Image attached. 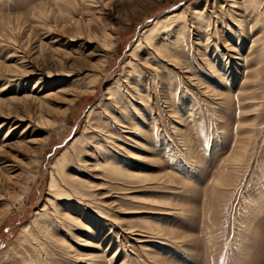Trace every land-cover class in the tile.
I'll return each mask as SVG.
<instances>
[{
  "label": "rangeland",
  "instance_id": "1",
  "mask_svg": "<svg viewBox=\"0 0 264 264\" xmlns=\"http://www.w3.org/2000/svg\"><path fill=\"white\" fill-rule=\"evenodd\" d=\"M55 1L61 3V0H0V15L7 25L6 29L0 25V263L20 264V256L24 255L19 247L22 227L35 218L43 203L51 210L49 199H56L48 190L55 158L66 149L70 157L74 153L71 144L83 147L84 135L98 137L99 128L113 131L118 136L114 139L116 146L107 140L102 142L128 161L132 175L154 178L162 172H176L168 153L172 147H180V143L168 124L172 119L167 112L171 105L164 102L162 87L156 92L151 88V97L152 114L158 115L155 118L164 127V137L159 125L154 123L152 127L149 119H141L139 111L131 107L130 117L141 129L150 130V134L126 128V118L118 109L120 104L113 103L105 92L118 75L123 81L122 64L140 32L156 18L179 12L188 22L181 36L182 54L221 97H233L237 102L232 107L217 106L216 98L212 103V98L201 95L199 85L186 79L189 74L184 73V68L180 69L185 77L183 83L173 78L167 103L180 105L184 93L187 96L184 101L192 94L199 106L196 117L189 122H195L193 128L183 122L189 118L185 108H181L182 121L172 122L188 140H193L199 154L189 165V181L166 184L178 201L171 198L170 202H163L164 194L153 192L158 187L153 180L142 184L102 176L92 166L91 157L80 148L78 158L86 161L76 163L72 157L66 172L90 175L94 192L98 193L96 201H100L110 217L94 215L88 207L82 210L75 199L69 203L56 199L61 209L80 215L85 227H73L75 236L71 243L91 262L71 264H136L146 262L149 257L156 264H264V53L258 56L264 44L258 45L262 30L245 15L244 0H93L95 8L90 16L81 14L72 4L71 18L58 14ZM228 8H234L243 17L242 31L225 15ZM196 9L204 10L216 21V38H210L206 57L213 63L217 58L215 73L207 69L206 61L194 50L199 45L200 49L205 48V35L198 30L192 14ZM41 12L44 17L39 16ZM104 32L109 46L103 41ZM13 50L17 52L13 54ZM17 55L23 56V60H16ZM19 61L24 66L18 68ZM142 68V85L147 87L151 70ZM173 69L177 73L179 68ZM161 72L157 76L164 79L165 73ZM92 74L97 80L93 89H89L87 81ZM74 79L77 81L73 82ZM131 81L135 85L133 78ZM134 85L123 90L127 91L124 99L135 100L130 96L135 94ZM242 98L245 101L240 108L238 100ZM100 100L109 111H104ZM138 108L145 107L138 105ZM113 114L125 123H113ZM26 123L31 128L24 130ZM221 128L234 134L223 135L218 132ZM214 130L219 133L216 138L212 135ZM246 134L248 156L233 167L232 154ZM161 140L168 144L166 148ZM118 147L126 149L123 152ZM218 174L221 180L216 182ZM144 185L154 187L146 189ZM151 192L158 195L156 203L130 201L131 196ZM145 209L146 213L141 212ZM140 213L153 215L164 236L147 231L135 221L129 223L131 217L141 216ZM241 220L249 224L244 226L247 235L239 226ZM129 224L137 229L131 234L119 228ZM171 230L184 241L182 248L166 240L165 234ZM209 230L212 240L208 238ZM61 233H65L63 229ZM234 233L243 240L232 243Z\"/></svg>",
  "mask_w": 264,
  "mask_h": 264
},
{
  "label": "bare ground",
  "instance_id": "2",
  "mask_svg": "<svg viewBox=\"0 0 264 264\" xmlns=\"http://www.w3.org/2000/svg\"><path fill=\"white\" fill-rule=\"evenodd\" d=\"M54 3L57 7L58 14L60 16L70 17V18L72 16V11L70 8L72 4H74L75 9L79 10V12L85 16H90L95 8L93 0H61V3L58 1H55ZM244 7L246 12L245 15L251 21H253L254 26L260 27L262 30L261 34H263V36L258 39V45L260 47L264 44V3L262 4L261 0H244ZM192 14L196 19V26L198 30L200 31V33H203L205 35V42L203 43V46L205 48L200 49V45L198 44L199 47L197 46V48H195L194 50L203 58V60L206 61L207 69L210 70L211 73H215V63L217 62V58L213 59L214 61L213 63L212 60H208L206 59V57H207V51L210 47L209 46L210 38H212V36L216 38V33H217V29L215 26L216 21L213 20V18L209 17L204 10L196 9L192 12ZM225 15H227L229 19L236 22L238 30L242 28L241 26L243 25L244 22L243 17H240L237 14L236 10H234V8L226 9ZM39 16L44 17L45 16L44 12H41ZM0 25L3 26L4 29H6L7 25H5V21L1 15H0ZM187 27H188V22L186 16L183 13L169 12L162 18H156L151 24V26L143 29L140 32L139 36L135 41V45L128 53L126 61L122 64L120 75L123 78V81L118 75L107 85L105 92L108 95V98L113 103L120 104L118 109L121 113H123V115L126 118L127 121V126H125L126 128H128L131 131L140 132L142 134L145 133L146 136L147 134H150V130L148 131L146 128L141 129V127L137 126L138 123L136 122V120L130 117L128 111L130 110L129 108L131 107L133 111H139V114H141V119L143 120L149 119V123L152 127H154L155 124L159 125V127H161L160 128L161 137H164L163 134L164 127L161 123H159V121L157 123V120L155 118L158 115L155 117L153 116L154 107L152 106L153 99L151 97L152 89L156 92L158 87H159L158 89L162 87L161 90H163L162 93L164 94L163 95L165 99L164 102L167 104V106L171 105V108L169 107V109L167 110L169 116L172 118L168 122V124L170 125V128L173 129V131L175 132V135L177 136V139L179 140L180 143V147L174 146L172 147L170 153H168V157L171 159V164L173 165L172 167L176 172H170V171L162 172L159 175L155 176L154 178L149 176L146 177L141 174L132 175L130 173V170L128 169L130 165L128 161L120 157L122 155H120V153H118L117 151L110 148L108 149L105 143L102 142L103 140H107V143L116 146L114 143V139L118 136L115 137L114 135L115 133H113V131L109 129L99 128L97 134L99 135L98 137L84 135L83 140H81L83 147L78 148L73 146V144H71L74 153L72 152V155H70V157L67 155L66 152H68V150L66 149L57 158H55V161L53 163V168L49 173L50 175L48 182V190L50 193L54 195L56 199L60 198V200H64L65 203H69L70 200L75 199L76 205L81 206L82 210H84V207H88L89 210H91L94 215L100 216V214L101 215L105 214L106 217H110L108 213L104 212L105 209L99 203L100 201L98 202L96 201L97 199L96 196L98 193L94 192L95 190L93 189L94 187L92 185V182L91 180H89L90 175L84 172L83 173L75 172L76 174L74 173L70 174L66 172V166L68 165L69 161H72L73 158H75L76 163L86 161L85 159H83V157L82 159L78 158V155L81 151L79 149L83 148L82 150L85 152V155L87 154L89 155V158L91 157L92 159L91 161H93L92 166L95 167L97 170H99L100 171L99 173L102 176L120 179L125 182H140L142 184L148 182L149 180H153L154 184L158 185V187H155V191L153 192H160L162 195L164 194V197L162 198L163 202L165 203L170 202L169 200L171 198L178 201L177 196L174 193H172L170 187H166L167 186L166 184L175 183V182L180 183L182 181L184 183L185 180L189 181L190 179L188 176L190 174L189 165L193 160L199 158V154L194 148L193 140L191 138H189L188 140V138L185 137V135L182 134L179 128L176 127V125L173 124L172 122L179 123L182 121L183 113L181 111V108H185L187 110V117L189 118L188 119L186 118L185 120H183V122L186 123L191 128H193L195 122L193 123H189V122H192L191 120L196 117V113L199 112L198 110L199 106L195 104L192 94L190 95L189 99H187V101H184V99L187 98L186 94L184 93L183 96L181 97L182 101L180 105H178L176 102L173 104L172 103L169 104L170 103L169 100L166 99L168 97H169L168 99H170L171 90L174 84L173 82L175 80L173 78L176 77L178 78L179 83L182 82L183 78L185 77H183V73L182 74L180 73V69L184 68L185 69L184 73L189 74L186 79L194 81L197 85H199L200 88H202L201 95L207 96L208 98H212L210 99L212 103H214V99L216 98L218 99L217 102H215L217 106H219L220 104L223 105L226 104L232 107L233 102H237V99L233 97H228V98L221 97L219 91L216 88H214V86H212V84H210L208 80L200 76L197 73L194 66L192 65V63L188 61V59H186V57L182 54V51L179 49L181 45L180 43L182 41L181 36L183 35ZM240 31H242V29ZM104 37L105 38H103V41L105 42V45L109 46L110 40L106 38L107 37L106 32H104ZM214 46L217 48L216 43L214 44ZM12 52L13 54H15L17 51L13 50ZM263 53H264V48H260L258 56H261ZM220 56L221 57L224 56L223 53ZM15 57H17L16 60L19 59L23 60V56L17 55ZM20 63L22 62L19 61V65ZM140 64L141 65L143 64L142 66L149 68V70H151L150 82H148L147 87H144L142 85L143 80L141 78L144 73V70L142 66H140ZM224 64L225 63L222 58L223 68H224ZM22 66L24 65L21 64L20 66H18V68ZM175 67L179 68L177 70V73L174 72L173 68ZM161 70L164 71L165 73L164 79H162V77L157 76L158 73L161 72ZM133 72L137 73V79L134 78ZM132 78L135 85L132 84L131 81ZM96 80H97V76L95 74L90 75L87 81V88L93 89ZM76 81H77L76 79L73 80V82ZM131 84L135 86L136 91L135 94L133 93L130 96H133V99L135 98V100L124 99L123 94L127 91L124 92L123 90H125L126 86L129 85L132 86ZM125 98H127L126 95ZM167 101L169 103H167ZM244 101L245 98L238 100L240 108L244 106ZM136 103L141 107L144 106L145 108L144 109L141 108L140 110V108H138V105L136 106ZM99 104L104 109V111L106 112L109 111L107 105L102 100H100ZM143 111H147L149 112V114L147 113L148 115H143L142 114ZM111 119L115 124L125 123L119 118V116L115 114L112 115ZM28 128L31 127L29 126L28 123H26L24 130H27ZM218 132H220L223 135L227 134V136H232L234 134V133L232 134V132L228 133L225 130V128H221ZM218 134L219 133H217V131L214 130L212 134L213 138L218 137ZM213 138H211L210 140L211 142H213L212 141ZM246 138H247V134L242 135V138L239 140V144L237 145L238 148L232 154L231 165L233 167L237 162L244 161L248 156V150L245 145ZM76 141L79 140L76 139ZM161 145H163L166 148L168 144L165 141L161 140ZM88 146L89 148H91L90 150L87 149ZM125 149H126L125 147L121 148L123 152L125 151ZM88 151H90L89 154L87 153ZM82 167H85L84 164ZM92 173L94 172L92 171ZM228 175L229 173L227 174V177ZM215 179L216 182L220 181L221 176L218 174ZM144 186L146 187V189L154 187V185L152 186L144 185ZM157 198L158 195L152 193L148 195L131 196L130 201L156 203L158 201ZM56 199H49V201L52 204L51 210L48 209L49 206L47 207L46 202L43 203L41 209H39V211L36 212L35 218H33L30 223H27L22 227L21 229L22 238L19 242V247L23 249L24 255L20 256V260H19L20 264H71L74 261L80 262L85 260L91 262L90 259H86V258L84 259L83 255L80 254L79 251L75 249L71 243V239L75 236L73 232V227L85 228L84 225H82L81 222L82 220L79 218L80 215L77 216L72 212H67L64 209H61L58 203L56 202ZM147 211L148 210L145 209L141 212L146 213ZM144 213H140L141 216L131 217L129 223L135 221L139 223L141 227L146 229L147 231L155 235L164 236V233L162 232L160 227V222L158 220H153V215L145 216L143 215ZM181 213L184 214L183 211H181ZM246 214L249 215V213ZM248 225L249 224L247 221L245 220L240 221L239 226H241V228L243 229L242 231L246 235L248 234V232L244 230V226L247 227ZM119 228L120 229L123 228L129 234H131L132 231L137 230L131 224L126 226L119 225ZM62 229L65 233H61ZM138 231L145 232V230L143 229H139ZM240 234L242 233L240 232ZM240 234L234 233L235 236L234 239L237 238V240L233 239L232 243H235V241L239 242L243 240V239L239 240L241 236ZM165 235L167 238L166 240L173 242L175 245L178 246V248L183 247L184 241L180 238V236H178L175 230H171L167 232ZM212 235L213 234L211 230H209L208 238L210 240H212L213 238ZM89 257L93 259L92 255H89ZM88 262L86 263L89 264ZM154 263L156 264L157 262H154V260L151 257H149V260H147L146 262L145 261L136 262V264H154ZM129 264H131V262H129Z\"/></svg>",
  "mask_w": 264,
  "mask_h": 264
}]
</instances>
